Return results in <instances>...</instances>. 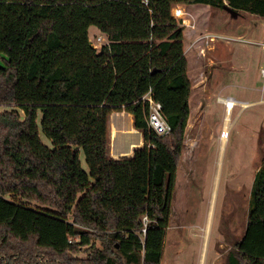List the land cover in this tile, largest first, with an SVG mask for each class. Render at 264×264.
<instances>
[{"label": "trees", "instance_id": "16d2710c", "mask_svg": "<svg viewBox=\"0 0 264 264\" xmlns=\"http://www.w3.org/2000/svg\"><path fill=\"white\" fill-rule=\"evenodd\" d=\"M193 3L264 17V0H0V264H161L192 92L172 8ZM149 91L169 133L149 126ZM115 111L145 139L132 157L111 156L137 132L113 120L111 137ZM226 264H264V160Z\"/></svg>", "mask_w": 264, "mask_h": 264}, {"label": "rangeland", "instance_id": "374dc122", "mask_svg": "<svg viewBox=\"0 0 264 264\" xmlns=\"http://www.w3.org/2000/svg\"><path fill=\"white\" fill-rule=\"evenodd\" d=\"M176 7L186 12L177 19L184 26L191 114L161 264H226L229 249L244 233L254 177L264 160V85L260 76L264 17L204 3L175 4L172 13ZM89 34L95 42L96 36H105L95 26ZM229 97L237 102L221 154L227 110L222 99ZM10 108L0 106V110ZM41 119L39 112L41 138L53 147ZM119 136V148L123 142H130L129 148L139 146L137 136L125 132ZM80 158L82 167L90 172L82 150ZM215 178H219L216 185ZM97 244L101 245L99 240ZM76 255L86 257L87 253L81 250Z\"/></svg>", "mask_w": 264, "mask_h": 264}, {"label": "built area", "instance_id": "2783aa9c", "mask_svg": "<svg viewBox=\"0 0 264 264\" xmlns=\"http://www.w3.org/2000/svg\"><path fill=\"white\" fill-rule=\"evenodd\" d=\"M185 14H186V12L181 7H176L175 12L173 13V15L176 18H178V17L184 18ZM96 40H97V42L92 40V43L94 44V46L96 48H100L104 44H109V39H108V36L106 34H105V36H103V35L96 36ZM262 46L264 49V40L262 41ZM260 76L262 79V83L264 85V62L260 66ZM229 98H232V97H229ZM142 100H143L144 104H146L148 107V115L147 116H148V123H149V126L151 127V129H153L158 134L169 133L172 128H171L170 124L167 122V120L163 114L162 103L159 101H156L152 97L151 91H149L147 94H145L142 97ZM226 104L228 105V106H226V109H228L229 104L228 103H226Z\"/></svg>", "mask_w": 264, "mask_h": 264}, {"label": "crops", "instance_id": "0c3cea01", "mask_svg": "<svg viewBox=\"0 0 264 264\" xmlns=\"http://www.w3.org/2000/svg\"><path fill=\"white\" fill-rule=\"evenodd\" d=\"M221 101V100H220ZM116 113H118L119 115H116ZM123 113V114H122ZM114 117V118H113ZM128 118L130 120V126L131 128H134V125H133V118H132V115L127 112V111H115L111 114V118H110V121H111V137H112V133H113V120L117 122V124L119 125L124 119ZM137 132H125V133H128V135L132 136H137L138 140H139V145L138 147L136 146H133V147H128V146H131L130 145V142L129 143H125L123 142L122 145H121V148H119L117 150V152L115 151V147H114V144H113V141H112V148H111V156L113 158H129V157H132L133 154H134V151L138 148H141L143 145H145V139L143 137V134L141 131H139L138 129H136ZM122 133H124V131H120ZM124 135V134H123ZM260 169V167H259ZM258 169V170H259ZM257 170V171H258ZM219 173V172H218ZM217 173V174H218ZM257 173V172H256ZM217 176V175H216ZM255 178V177H254ZM217 181V182H216ZM219 182V178L218 180H216L215 178V185L218 184Z\"/></svg>", "mask_w": 264, "mask_h": 264}, {"label": "bare ground", "instance_id": "6f19581e", "mask_svg": "<svg viewBox=\"0 0 264 264\" xmlns=\"http://www.w3.org/2000/svg\"><path fill=\"white\" fill-rule=\"evenodd\" d=\"M223 101H224L225 104L226 103L229 104V108L226 110L225 125H224V130L222 132L221 154H222V151L224 149V146H225V143H226V140H227V136H228L230 115L232 113V110L236 106V102H237L236 99H234V98H227V99H224ZM226 106H228V105L226 104ZM214 197H213L212 204H211V207H210L209 219H208V223H207V231L208 232H209V229L211 227V220H212V213H213V204H214V199H215ZM205 249L206 248H204V252H205Z\"/></svg>", "mask_w": 264, "mask_h": 264}, {"label": "water", "instance_id": "95a60500", "mask_svg": "<svg viewBox=\"0 0 264 264\" xmlns=\"http://www.w3.org/2000/svg\"><path fill=\"white\" fill-rule=\"evenodd\" d=\"M225 8L229 9V10H235L232 7H230L229 5H225ZM237 11V10H236Z\"/></svg>", "mask_w": 264, "mask_h": 264}]
</instances>
